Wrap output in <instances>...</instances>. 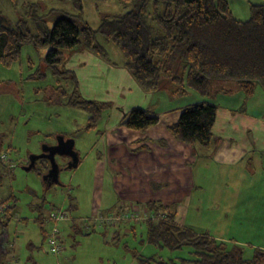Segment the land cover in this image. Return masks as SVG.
Wrapping results in <instances>:
<instances>
[{"label":"rangeland","instance_id":"rangeland-1","mask_svg":"<svg viewBox=\"0 0 264 264\" xmlns=\"http://www.w3.org/2000/svg\"><path fill=\"white\" fill-rule=\"evenodd\" d=\"M80 1L83 19L92 29L98 28L103 15L122 14L139 2ZM261 1L264 2L227 0L235 13ZM145 2L149 6L152 0ZM51 9L58 13L49 15ZM34 10L43 16L48 29L62 13L75 12L71 0H0V21L14 24L26 20L34 32L35 24L28 13ZM97 40L104 47L108 61L82 50L49 66L44 60L47 47L24 44L17 59L10 64L0 62V154L5 157L0 161V236L3 234L6 239L5 246L0 241V264H138V256L190 264V261L182 262L181 258L194 259L191 246L169 250L148 242L146 220L152 214L146 212L143 205L126 207L129 216L111 226L95 219L106 210L110 218L120 215L124 207H119L121 200L116 191L110 193L113 187L108 195L99 196L102 201L107 198V202L97 207L98 193L93 186L95 168H92L95 151L90 149L94 148L100 132L118 124L131 108L154 106L155 109V91L144 92L138 86L122 65L124 56L120 48L106 42L100 34ZM75 79L79 98L107 103L95 125L89 128V113L66 104L69 94H73ZM174 88L171 84L161 90ZM257 89L262 88L257 86ZM187 92L186 96L161 103L159 107L191 104L195 102L192 98L200 95L192 89H186ZM219 103L223 105L225 100ZM58 136L72 137L74 149L83 160L78 167L67 169V159L56 156L58 181L46 184L43 173H39L44 171L40 159L33 168L23 167L29 164L32 155L53 145ZM213 163L207 160L211 168L204 170V190H193L181 204L180 222L197 234H221L231 245L240 247L243 258H251L252 245H264V242L245 240L240 244L231 240L235 237L231 235L232 229L236 227L231 212L223 210V199L218 200L223 193L222 188L216 189L214 181L219 178ZM194 175L200 179L198 163L194 166ZM108 185L113 186L104 179L103 188ZM71 203L75 205L73 209L69 207ZM96 207L99 212L93 215ZM60 211L67 218L55 221L51 216ZM53 229L60 247L56 253L50 251L48 239L43 237Z\"/></svg>","mask_w":264,"mask_h":264},{"label":"trees","instance_id":"trees-1","mask_svg":"<svg viewBox=\"0 0 264 264\" xmlns=\"http://www.w3.org/2000/svg\"><path fill=\"white\" fill-rule=\"evenodd\" d=\"M71 1L75 12L56 17L50 29L35 10L28 12L35 24L34 32L26 20L14 24L0 21V62L10 64L17 59L24 44L47 47L44 60L49 66L82 50L108 61L104 47L97 40L100 34L106 42L120 48L124 56L122 65L143 91H158L171 84L175 85L169 91L171 95L184 94L186 89L207 95L213 87L227 93L241 90L247 96L257 86L264 91V3L250 4L249 17L241 21L234 18L227 0H152L149 6L145 0H139L133 9L122 14L103 15L98 28L92 29L83 19L81 1ZM48 12L49 15L58 13L54 9ZM76 85L75 79L73 94H69L66 104L89 113V128L95 125L107 103L79 98ZM216 110L209 102L187 105L177 121L169 126V132L182 142L209 149ZM157 122L155 114L140 107L131 108L120 120L122 126L139 131ZM3 158L0 154V161ZM40 162L44 171L39 173L44 175L49 163L45 159ZM45 183L51 184L47 179ZM73 206L71 203L69 207ZM147 206L155 215L146 220L148 242L169 250L191 246L194 259L181 258L182 262L264 264V249L256 248L251 258H243L237 244L231 245L229 241L197 234L189 227L178 225L175 213L161 203L149 202ZM65 216L60 211L51 217L58 221ZM126 216H129L128 211L99 220L111 226ZM56 234L53 229L43 235L48 245L54 238L58 248L55 252L50 250L53 253L60 248ZM137 263L176 264L172 259L167 261L154 256H138Z\"/></svg>","mask_w":264,"mask_h":264},{"label":"crops","instance_id":"crops-1","mask_svg":"<svg viewBox=\"0 0 264 264\" xmlns=\"http://www.w3.org/2000/svg\"><path fill=\"white\" fill-rule=\"evenodd\" d=\"M229 8L237 20L249 17V7L236 13ZM187 94L189 92L171 95L167 90L155 91V109L154 106L145 109L155 114L158 122L146 130L122 126L120 120L124 113L118 124L100 132L94 148L90 149L95 151L92 160L95 173L92 174L94 190L98 193L97 207L107 202V198L102 201L99 196L102 193L108 195L113 187L110 193L116 191L119 195V207H124L123 213L133 204L135 208L143 205L147 212L150 211L147 203H161L175 213L177 224L182 225L178 213L180 206L193 190L202 191L206 185L204 170L211 168L207 165L209 160L216 164L214 171H218L219 179L214 181L216 189L222 188L223 195L218 200L223 199V210L231 212L232 223L236 227L232 229L231 235L235 237L231 240L240 244L245 240L264 242V91L256 87L247 96L241 90L227 93L213 87L209 94L192 98L195 102L191 104L209 102L217 107L209 149L182 142L169 132V126L177 121L180 111L190 104L178 103L171 108L159 106ZM224 100L221 105L219 102ZM80 158L76 167L83 160ZM197 163L200 179L194 175ZM104 179L113 186L108 185L104 189ZM98 209L93 215L98 214ZM106 211L95 219L108 216ZM210 236L226 241L221 234ZM5 240L2 234L0 241L3 246ZM252 246L253 251L264 249L263 244Z\"/></svg>","mask_w":264,"mask_h":264},{"label":"water","instance_id":"water-1","mask_svg":"<svg viewBox=\"0 0 264 264\" xmlns=\"http://www.w3.org/2000/svg\"><path fill=\"white\" fill-rule=\"evenodd\" d=\"M66 156L69 160L66 162V168H75L79 162V156L74 149V140L71 137L58 136L53 145L45 146L41 152L34 154L29 159V164L23 168L28 170L35 165L36 159H45L49 163L47 172L43 175L44 179L49 180L50 183L58 181L59 166L55 160V156Z\"/></svg>","mask_w":264,"mask_h":264},{"label":"built area","instance_id":"built-area-1","mask_svg":"<svg viewBox=\"0 0 264 264\" xmlns=\"http://www.w3.org/2000/svg\"><path fill=\"white\" fill-rule=\"evenodd\" d=\"M104 219L105 218H101L100 220L104 221ZM108 219H110V218H106V220H108ZM49 246H50V250H52L53 252L57 251L58 246L55 244L54 238H51L49 240Z\"/></svg>","mask_w":264,"mask_h":264},{"label":"bare ground","instance_id":"bare-ground-1","mask_svg":"<svg viewBox=\"0 0 264 264\" xmlns=\"http://www.w3.org/2000/svg\"><path fill=\"white\" fill-rule=\"evenodd\" d=\"M56 156H59V155H56ZM56 156H55V157H56ZM61 157H65V158H68V157H66V156H61ZM37 159H40V158H37ZM37 159H36V160H37Z\"/></svg>","mask_w":264,"mask_h":264}]
</instances>
